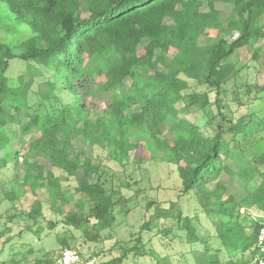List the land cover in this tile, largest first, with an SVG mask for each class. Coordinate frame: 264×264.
<instances>
[{"label": "trees", "instance_id": "16d2710c", "mask_svg": "<svg viewBox=\"0 0 264 264\" xmlns=\"http://www.w3.org/2000/svg\"><path fill=\"white\" fill-rule=\"evenodd\" d=\"M0 1L33 33L18 46L20 54L0 43V164L5 167L14 162L19 166L22 157L24 189L33 195L45 191L67 210L54 226L61 225L65 234L75 228L89 236L92 225L112 227L115 207L121 201L108 194L99 175L100 164H93L88 157L81 159L82 151L70 157L73 137L83 138V146L107 143L123 160L138 147L128 139L139 134L146 139L153 157L163 152V158L175 167L183 192H195L202 212L214 227L211 237L217 248L206 247L197 264H255L257 233L264 226V152L257 162L243 161L230 152L222 125L218 132L205 135L200 123L181 112L191 107L210 108L212 93L215 104L222 107L225 85L249 66L248 62L240 68L227 64L238 51L246 49L249 62L263 58L264 49L257 43L264 41V0H206L207 11L203 10V0ZM217 3L231 5L232 10L224 14L216 8ZM210 32L214 36L210 37ZM205 35L208 38L201 44ZM17 57L52 74L46 81L49 89L40 94L35 108L29 99L31 85L23 76L17 87L9 83L7 72ZM95 75L97 89L89 96L111 94L102 114L90 113V101L78 102L76 92L77 81ZM127 79L131 80L128 89L117 93ZM191 81L206 85L209 91H190ZM59 89L70 93L73 101L65 103L57 93ZM162 126L172 140L160 138L165 132ZM34 130L40 135L29 139ZM15 141H19L20 150L12 147ZM230 158L237 170L227 163ZM38 159L68 175L83 172L87 179L75 189L85 196L80 212L68 208L60 178L52 171L45 174ZM224 174L237 175L248 195L238 200L229 193L222 180ZM85 206L87 215L83 213ZM150 206L142 230L161 227L160 220L170 215L168 209L152 213ZM41 215L42 203L35 200L29 216L37 221ZM183 226L187 235L195 238L190 217L184 218ZM164 229H160L161 234ZM72 242L62 239L68 249H74L76 240ZM149 254L155 256L153 250ZM155 257L160 262L161 258ZM54 262L46 257L35 264Z\"/></svg>", "mask_w": 264, "mask_h": 264}, {"label": "rangeland", "instance_id": "374dc122", "mask_svg": "<svg viewBox=\"0 0 264 264\" xmlns=\"http://www.w3.org/2000/svg\"><path fill=\"white\" fill-rule=\"evenodd\" d=\"M203 1V10L207 11V1ZM216 8L224 14L232 10L231 5L222 3H217ZM261 23L263 24L264 20ZM207 35L200 38L201 44L206 42ZM32 36L30 28L17 20L8 5L0 1V43L15 48L16 53L20 54L18 46ZM209 36H214V32H210ZM257 47L264 49V41H259ZM249 59L247 50L242 49L227 61V64L237 68L247 62L249 66L238 72L225 85L220 97L221 109L215 104V94L212 93L210 108L204 110L191 107L188 111L181 112V115L200 123L205 135L218 132L219 125H222L225 129L224 139L226 143H230V152L243 161L257 162L264 152V56L258 62H249ZM22 76L24 81L31 85L29 99L34 107V103L40 101V94L48 91L46 81L52 79V74L34 62H25L17 57L11 61L7 72L10 85L17 87ZM97 80L95 75L77 81L76 92L79 95L78 102L90 101V113L96 111L102 114L103 107L110 102L111 94L89 96L97 89ZM130 84V79L125 80L124 87L118 89L117 93L126 91ZM190 84V91H209L206 85H200L198 82L191 81ZM57 93L65 103L73 101V96L66 91L59 89ZM162 127L165 132L160 138L172 140V135L166 132V127ZM8 129L16 130L17 127L8 126ZM39 135L40 133L34 130L28 138ZM128 141L138 147L128 152L127 157L121 160L118 150L107 143L104 146L91 147L83 146V138L72 139L70 157L73 159L82 151L81 159L88 157L93 164H100L99 175L102 182H105L108 194L114 201L121 199L114 210L116 220L112 227L100 229L98 224L92 225L88 230L89 236L75 228L65 234L61 225L54 226L53 223H59L64 218L67 210L58 200L52 201L45 191H37L33 195L24 189L21 156L19 164L15 162L19 166H15L14 162L5 167L0 164V264H35L36 260L46 257L56 261L66 249L62 245L63 238L69 242L75 239L74 249L87 258H96L99 263L197 264L196 260L205 256L206 247L217 248L218 244L211 237L214 227L202 212L195 192L187 195L183 192L181 179L175 167L163 158V152L159 151L158 156L153 157L148 152L146 139L139 134L131 136ZM20 146L19 141H15L12 147L20 150ZM38 161L44 165L45 174L52 171L60 178L66 188L64 195L68 200V208L80 212L79 204L85 196L75 189L80 182L87 179L83 172L78 170L73 175H68L53 169L43 159ZM227 163L237 170L232 158L228 159ZM93 178H98V174ZM222 180L229 193L235 194L238 200L248 195L237 175L224 174ZM210 187L214 189L215 185L211 184ZM35 200L42 203V215L37 221L29 216ZM149 203L152 204L150 212L168 209L170 214L168 218L160 220L161 227H154L151 231L142 230L148 218ZM83 213L88 214L87 206ZM185 217H190L195 227V238L189 237L183 228ZM163 227L165 229L161 234L160 229ZM143 243H146V249ZM150 250L161 258L160 262L153 254H149Z\"/></svg>", "mask_w": 264, "mask_h": 264}, {"label": "built area", "instance_id": "2783aa9c", "mask_svg": "<svg viewBox=\"0 0 264 264\" xmlns=\"http://www.w3.org/2000/svg\"><path fill=\"white\" fill-rule=\"evenodd\" d=\"M257 255L255 264H264V226L257 233ZM55 264H100L96 258H87L75 249H64Z\"/></svg>", "mask_w": 264, "mask_h": 264}]
</instances>
